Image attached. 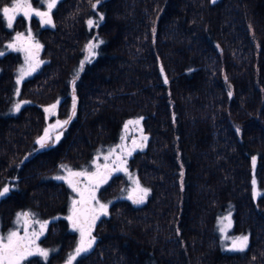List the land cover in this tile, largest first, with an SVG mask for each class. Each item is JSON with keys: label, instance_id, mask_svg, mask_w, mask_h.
Returning <instances> with one entry per match:
<instances>
[{"label": "trees", "instance_id": "16d2710c", "mask_svg": "<svg viewBox=\"0 0 264 264\" xmlns=\"http://www.w3.org/2000/svg\"><path fill=\"white\" fill-rule=\"evenodd\" d=\"M51 17L34 21L44 63L21 85L18 54L0 56L2 229L28 208L57 238L69 190L48 175L120 139L137 117L147 139L128 165L150 192L140 204L112 198L123 181L112 176L107 214L74 264H264V0H60ZM7 33L0 18V45ZM55 117L68 121L62 137L38 148ZM227 210L249 236L243 250L219 237ZM62 230L57 262L77 238Z\"/></svg>", "mask_w": 264, "mask_h": 264}, {"label": "rangeland", "instance_id": "374dc122", "mask_svg": "<svg viewBox=\"0 0 264 264\" xmlns=\"http://www.w3.org/2000/svg\"><path fill=\"white\" fill-rule=\"evenodd\" d=\"M58 1L60 0H57V2ZM11 3H12V0L7 2L5 6H11ZM28 3L31 4V6L38 11H48L47 0H39L37 3H34L32 0H28ZM32 16L24 17L22 14L17 15V18L13 22V26L11 28L7 27L6 19L2 16V18L5 20V26L7 30H9V34L7 33L9 36L7 37V40H5V42L0 45V53H3V55L9 54V52H14L18 54L19 59H20V64L17 69V73H18L17 78H16L17 80L20 77V69L24 68L27 70L29 66V62L33 64L39 62L38 66L35 68L34 71L39 69L44 63V57L42 55V41L39 39L38 32L36 29H34V25H33L36 19L39 20L41 25H44V24L40 21L39 17H36L35 15H32ZM29 30L31 32V43L33 44L39 43L41 47L39 48L38 52L37 50L33 49V52L35 53L34 59H31L30 61H26V54L24 51L14 50L13 48H9L8 45L17 44L19 46V44L23 42L16 41L15 39L16 33L18 32L23 33L24 36L27 37ZM93 52L95 53V49H93ZM3 55H0V56H3ZM90 56L92 55L89 54V50L87 49L84 59H87ZM34 71H32L31 74H33ZM31 74L25 76L23 79L31 76ZM21 81L17 84L21 85ZM18 91H19V88H18ZM18 99L19 98L16 97V100L11 103V111L16 112L15 106L17 104H20V107H22L23 100L22 99L18 100ZM51 107H52L51 105H48L45 108V111L47 109L46 111L47 115L48 116L50 115L49 117L57 113L56 108L48 112ZM137 120H139V123H135V121ZM57 121H66V120H62L60 117L58 118L55 117L52 120L47 122L45 130L46 129L48 130L50 139L48 140L46 147L52 146L53 144H55L58 141L56 140L57 136H59V139L62 137L61 136L63 134L62 130L65 125L56 126ZM130 121L132 123H129ZM128 129L131 131L130 133L128 132ZM45 130L40 137L45 135ZM121 133L122 134H121L120 139L110 142V143L99 144L98 147L94 148L93 152L89 155V158L86 161L82 162L80 165L77 166L69 162L62 163L60 164L57 171L52 172L48 175V177L56 181L57 180L63 181L67 186V190H69L68 206H67V209L69 212L66 215L68 221H69V217L72 215L73 210L80 204L81 201L90 200V196L93 192L95 194V200H91L93 203V209L97 210L96 212L97 216L98 218H100L102 214L98 211L99 205L96 203V201H99L100 204H107L109 207L112 199H108L101 194V187L106 186L111 181V178L114 175H120L123 181L121 184L120 191H118V194L112 196V198H117V197L127 198L129 194H134V193L139 194L136 191L137 181L139 182L140 188L148 189L149 190L148 193L150 192V188L141 182L140 177L137 175L136 171L134 169L132 170L130 165H128V158L132 155V152L143 148L146 144L145 143L146 140H144L143 138L147 137V134L143 130V126H142V122L140 121V118H137V117L130 118L127 121V124L122 129ZM124 136H127V142L124 141ZM137 145H141V146L138 147ZM38 148H41L40 144ZM28 155H32V151L28 152ZM70 172L84 173V175L70 176L69 174ZM95 173L99 174V176L93 178L98 184V186H93V183L90 181V177H92V174H95ZM100 177H104L106 179V182H99ZM75 178H78V181H75ZM69 180L73 181L75 188L78 189V191L73 190V186L70 185ZM81 193H83V195H81ZM74 201L76 202L75 204L73 203ZM25 210H26L25 208L23 210L22 209L18 210L16 212V216L13 220L12 225L6 228L5 230L2 229V225L0 224V237H5V243L7 242L6 237L11 232H15V233L25 232L23 234L24 235L26 234L25 222L27 220V217L18 216V214L24 213ZM28 211L30 213V216L33 218L34 224H32L31 228L34 230V233H36L38 229L42 227L41 225L43 223L48 224L47 220L43 218L40 213L38 212L35 213L34 211L30 209H28ZM107 211H108V208H107ZM233 219L234 218L230 210H227L221 213V215L218 217V220H217V225H216L217 231L225 247H227L228 249L232 251L243 250L246 246L243 247V249H240L239 247H234L233 241L237 240V238L239 237L247 236L248 237L247 244H248L249 236L247 233H238V232L236 233L233 231ZM92 229H93V225L91 227V237H94V232L92 231ZM78 233H77L78 235H77V239L75 242L76 243L75 246H73V248L67 252L65 258L62 259L61 262H57L53 264H67L69 256L75 257V259L72 260V264H74L75 260L80 255H82V253L80 255H76V249L80 245V240H81L80 231H78ZM35 246L48 250L49 254L46 258L40 256L41 261H44L46 264H48V261L51 256V252L54 253L58 249V247L52 248V246L48 248L46 245L42 244L39 241L35 242Z\"/></svg>", "mask_w": 264, "mask_h": 264}, {"label": "snow or ice", "instance_id": "6c2138e0", "mask_svg": "<svg viewBox=\"0 0 264 264\" xmlns=\"http://www.w3.org/2000/svg\"><path fill=\"white\" fill-rule=\"evenodd\" d=\"M100 0H97V3H99ZM57 0H47V9L48 11H38L34 9L31 4L28 3V0H12L11 6H4L2 9H0V13L3 14V17L6 19L7 27L11 28L13 26V22L17 18V15L22 14L24 17H31L32 15H35L36 17L40 18V21L45 25H51L52 24V18H51V11L53 8L56 7ZM100 19H103L101 16ZM94 21L89 20L88 24L91 26L93 25ZM16 41L17 42H23L20 43L19 46L17 44H9V48H13L17 51H24L26 54V61H30L31 59H34L35 53L33 52V49L39 50L41 45L39 43H31V32L29 30L28 36L25 37L23 33H16ZM96 44L89 43L88 50L90 55H94L93 49L96 47ZM0 55H3V53H0ZM38 63H31L29 62L28 69L21 68L20 69V77L17 80V83H19L25 76L30 75L32 71L35 70V68L38 66ZM167 82V81H165ZM18 91V90H17ZM231 95V93H229ZM53 108L55 105L52 106ZM20 104H17L15 106V110L19 111ZM75 109V96H73V110ZM47 111V109H46ZM74 114V112H73ZM142 119V118H141ZM68 121H57L56 126L60 125H66ZM129 123H132L131 121ZM135 123H139V120L135 121ZM55 127V126H53ZM50 139V135L48 130H45V135L40 137L37 141L41 148L45 147L48 140ZM144 140L147 139V137L143 138ZM56 140H59V136L56 137ZM140 147L141 145H137ZM70 176H81L84 175V173L79 172H70ZM99 176L98 173L92 174V177H90V181L93 183V186H98L96 181L93 179L95 177ZM99 182H106V179L104 177H100ZM70 185L73 186L74 191H78V189L75 188V185L72 180H69ZM255 183V181L253 182ZM139 194L135 196H130V199H133V202L136 204H140L144 202V199L148 195V189L140 188L139 182L137 181V190ZM9 192V189L5 187L2 191H0V197L5 196ZM83 195V193H81ZM95 200V194L94 192L90 196V201ZM89 201V202H90ZM83 202V201H82ZM76 203L75 201L73 202ZM96 203L99 205L98 211L101 214H107V204H100L99 201H96ZM93 215L91 216L90 220H81L80 214H77L74 211L73 217H69V219H72L73 221V227L78 228L81 235L80 245L76 249V255H80L81 253H85L92 247L94 237H91V227L94 225L95 220L98 219V216L95 214L97 212L96 209H92ZM29 213H22L18 214V216H24L28 217ZM43 227V226H42ZM223 231V229H222ZM42 234V233H41ZM38 234L33 233V237H36ZM7 242L5 243V237H0V264H22V261L26 260L29 256H35L39 255L41 257L46 258L48 256V250L39 248L38 246H35V240L29 239L27 236L20 237L15 232H11L6 237ZM248 237L243 236L237 238V240L233 241L234 247H239L240 249H243V247L247 244ZM74 256H69L67 264H72V260H74Z\"/></svg>", "mask_w": 264, "mask_h": 264}, {"label": "flooded vegetation", "instance_id": "af4514ba", "mask_svg": "<svg viewBox=\"0 0 264 264\" xmlns=\"http://www.w3.org/2000/svg\"><path fill=\"white\" fill-rule=\"evenodd\" d=\"M7 3V2H6ZM6 3H5V0H3L2 1V3H1V5H0V9H2L5 5H6ZM0 18L2 19V21H3V26H4V28H5V30H7V28H6V26H5V20L2 18V13H0ZM32 17H34V16H32ZM52 18V17H51ZM8 31V30H7ZM128 132L130 133L131 131L128 129ZM124 141L125 142H127V136H124ZM26 156H28V152L26 153ZM24 161V157L23 158H21V162H23ZM75 181H78V178H75ZM103 187H101V194L103 195ZM145 200V199H144ZM88 201H90V200H88ZM90 203L92 204V209H93V203H92V201H90ZM74 212V211H73ZM73 212H72V215H73ZM24 213H29V211H28V209H26L25 211H24ZM30 214V213H29ZM96 215H97V213H95ZM72 215L70 216V217H72ZM92 215H93V213H92ZM103 215V214H102ZM43 218H45V217H43ZM46 219V218H45ZM99 219V218H98ZM97 219V220H98ZM35 220V219H34ZM47 220V223L48 224H42L41 226H43V227H41V228H39L38 229V231L36 232V234H38L36 237H33V233H34V230L31 228V226H32V224H34L33 223V218L29 215L28 217H27V220H26V222H25V224H26V234L24 235L23 233H25V232H18L17 233V235L18 236H20V237H25V236H27L29 239H34L35 240V242H41L42 244H44V245H46L48 248H50L51 246H52V248H56V247H58V249H57V251L56 252H51V256H50V259H49V261H48V264H53V263H57V261L55 260V259H58L59 258V256L57 255L58 254V252L60 251L61 252V249L63 248L62 246H61V244H59V243H56V241H61L62 239H63V230L62 229H64V231H65V229H66V231L68 230V232H70V233H75V235L77 236L79 233H78V231H79V229L78 228H74L73 227V223L71 222V219H69V221L67 220V217L65 216V222H66V226H64V228H60L59 229V235L57 236V238H54L53 237V235H51V232H52V230L49 228L50 227V219H46ZM96 220V221H97ZM62 222H60V224H61ZM95 224V223H94ZM94 226V225H93ZM92 231H93V229H92ZM42 233V234H41ZM78 233V234H77ZM77 239V238H76ZM75 246V245H74ZM73 248V247H72ZM71 248V249H72ZM64 259V258H63ZM61 262V261H60ZM22 264H46L44 261H41V258H40V256H37V255H35V256H30V257H28V259H26L24 262H22Z\"/></svg>", "mask_w": 264, "mask_h": 264}, {"label": "water", "instance_id": "95a60500", "mask_svg": "<svg viewBox=\"0 0 264 264\" xmlns=\"http://www.w3.org/2000/svg\"><path fill=\"white\" fill-rule=\"evenodd\" d=\"M52 109H54V108L51 107L48 112H50ZM135 195H138V194L137 193L129 194L128 198L130 196H135ZM130 200L133 202V199H130ZM73 211H75L77 214H80V219L81 220H90L91 216H92V213H93L92 212V204L88 200H85L83 202L81 201L80 204ZM73 215H74V212H73ZM73 215H72V217H73ZM71 222L73 223L72 219H71Z\"/></svg>", "mask_w": 264, "mask_h": 264}]
</instances>
